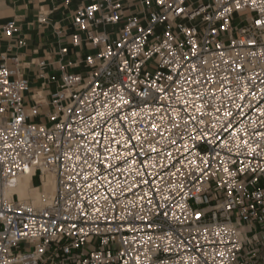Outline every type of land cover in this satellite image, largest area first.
Segmentation results:
<instances>
[{
    "label": "built area",
    "instance_id": "built-area-1",
    "mask_svg": "<svg viewBox=\"0 0 264 264\" xmlns=\"http://www.w3.org/2000/svg\"><path fill=\"white\" fill-rule=\"evenodd\" d=\"M73 26L49 123L0 63V264H260L264 0H79ZM30 170L43 208L6 194Z\"/></svg>",
    "mask_w": 264,
    "mask_h": 264
},
{
    "label": "crops",
    "instance_id": "crops-1",
    "mask_svg": "<svg viewBox=\"0 0 264 264\" xmlns=\"http://www.w3.org/2000/svg\"><path fill=\"white\" fill-rule=\"evenodd\" d=\"M78 4L79 0H0V63L13 65L18 59L30 81V89L24 93L26 108L34 106L39 98L42 101L39 116L32 118L35 122H48L52 94L61 82L59 78L53 82L51 77L61 76L62 66H66V71L78 70L68 63L76 59L77 51L80 55L89 51L71 46L70 35L77 31L73 14ZM9 23L16 28L12 36L4 32ZM63 46L70 47L67 55L60 54ZM43 61L46 65L42 68ZM42 70L44 78L40 77Z\"/></svg>",
    "mask_w": 264,
    "mask_h": 264
},
{
    "label": "bare ground",
    "instance_id": "bare-ground-1",
    "mask_svg": "<svg viewBox=\"0 0 264 264\" xmlns=\"http://www.w3.org/2000/svg\"><path fill=\"white\" fill-rule=\"evenodd\" d=\"M34 177L33 170L20 175L17 179V186L15 188H7L6 194L10 197L15 196L23 201H30L36 207L43 208L52 201L56 194V176L54 173L48 172L41 180V187L43 188L48 189L55 186L54 194L51 191H41V187L35 185Z\"/></svg>",
    "mask_w": 264,
    "mask_h": 264
},
{
    "label": "rangeland",
    "instance_id": "rangeland-1",
    "mask_svg": "<svg viewBox=\"0 0 264 264\" xmlns=\"http://www.w3.org/2000/svg\"><path fill=\"white\" fill-rule=\"evenodd\" d=\"M246 16H248L247 12L235 14L233 25L235 27L236 26H239V27L242 26L245 23L244 18ZM165 27H166L165 24L161 25L158 28V31H162ZM41 180H42V177L40 175H36L34 177L35 185H38L39 187H41ZM43 190L46 192L51 191L54 194L55 186L49 187L48 189L41 187V191H43ZM259 232H260L259 235H260L261 241L256 242V243L253 242V243L247 244L245 246V254H247V256H250L251 260H257L260 264H264V238H263L264 233H261L260 230H259ZM24 246L26 247L25 244L22 245V247H24Z\"/></svg>",
    "mask_w": 264,
    "mask_h": 264
}]
</instances>
